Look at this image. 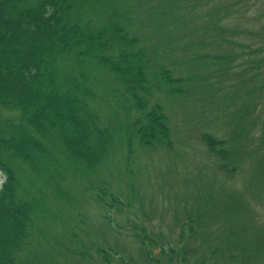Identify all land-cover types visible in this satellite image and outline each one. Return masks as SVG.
I'll list each match as a JSON object with an SVG mask.
<instances>
[{
	"label": "trees",
	"instance_id": "trees-1",
	"mask_svg": "<svg viewBox=\"0 0 264 264\" xmlns=\"http://www.w3.org/2000/svg\"><path fill=\"white\" fill-rule=\"evenodd\" d=\"M141 1L0 0V264H238L250 254L240 225L211 232L215 212L222 220L231 211L213 193L185 213L173 244L139 222L145 212L134 184L135 151L171 145L168 118L150 104L153 95L180 94V85L199 82L204 76L195 70L205 60L229 62L201 52L217 45L216 37L204 40L223 32L220 20L208 19L222 4L194 19L187 17L212 0L189 4L184 14L178 7L190 0L142 9L139 22L151 35L161 33L166 45L171 31L179 37L168 44L183 42L161 57L149 50L151 36L133 32ZM207 141L211 149L217 142ZM116 156L129 177L125 194L113 186ZM86 200L115 235L132 234L141 260L97 230Z\"/></svg>",
	"mask_w": 264,
	"mask_h": 264
},
{
	"label": "rangeland",
	"instance_id": "rangeland-1",
	"mask_svg": "<svg viewBox=\"0 0 264 264\" xmlns=\"http://www.w3.org/2000/svg\"><path fill=\"white\" fill-rule=\"evenodd\" d=\"M196 1L204 2H181L178 13L188 12L189 4L195 7ZM155 3L158 0L140 2L133 13L137 23L133 32L142 34V38L151 36L146 42L149 50H156L161 56L164 50L171 52L173 48L183 47V42L168 44L175 36L179 37L170 31L164 45L161 33L151 35L152 28L139 22L138 14L142 9ZM221 4L223 10L208 19L220 20L223 32L218 31L216 36L204 40L210 42L216 37L217 45L213 42L201 52L228 55V64L205 60L198 67L201 69L195 70L204 76L199 82L189 83L186 88L180 85V94L169 95L164 91L151 99L150 104L160 105L168 118L171 145L135 151L134 184L145 212L139 222L148 227L151 235L161 233L173 244L178 242L185 213L194 209L197 198L208 199L205 196L213 193L214 197L225 200V207L231 211L223 214L222 220L219 211L215 212L211 232L216 233L219 225H240L248 233L251 252L236 262L244 264L247 259V264H264V0H212L207 7L196 8L187 18L199 17L208 7L219 8ZM218 34L221 40L217 39ZM180 37L186 39L182 34ZM226 67H229L227 73ZM169 68L176 69L175 66ZM177 74L173 71L172 75ZM207 74L212 76L207 77ZM208 138L217 141L212 149ZM122 158L115 157L110 172L114 188H121L125 194L129 177ZM3 181L0 171V186ZM209 202L205 201L207 205ZM84 204L90 220L106 239L113 238L127 255L141 260L139 245L131 233L115 235L96 218L95 203L86 200ZM222 205L219 210L223 209L224 203ZM230 213L232 218L227 216ZM117 219L123 223L124 214H119Z\"/></svg>",
	"mask_w": 264,
	"mask_h": 264
}]
</instances>
